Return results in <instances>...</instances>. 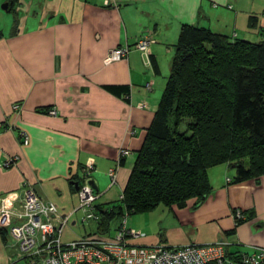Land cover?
Segmentation results:
<instances>
[{
    "label": "crops",
    "instance_id": "crops-1",
    "mask_svg": "<svg viewBox=\"0 0 264 264\" xmlns=\"http://www.w3.org/2000/svg\"><path fill=\"white\" fill-rule=\"evenodd\" d=\"M5 2L0 0V121L8 129L0 132V198L8 196L18 210L23 187H32L65 220L63 243L96 232L98 220L85 232L73 185L87 163L93 164L96 204L121 198L157 111L181 27L264 41V0H17L4 11ZM147 34L155 40L149 63L134 48ZM117 48L128 53L104 65ZM111 86L126 91L114 94L107 89ZM19 130L28 136L26 145ZM121 150L131 154L120 157ZM15 156L16 164L4 169V161ZM110 169H116L112 186ZM207 174L212 190L200 204L192 199L183 208L146 213V235L130 243L182 247L219 242L235 258L264 249V175L233 183L235 172L228 164ZM235 209L245 214L237 226ZM8 244V235L6 244L0 237V264L16 255Z\"/></svg>",
    "mask_w": 264,
    "mask_h": 264
},
{
    "label": "trees",
    "instance_id": "trees-1",
    "mask_svg": "<svg viewBox=\"0 0 264 264\" xmlns=\"http://www.w3.org/2000/svg\"><path fill=\"white\" fill-rule=\"evenodd\" d=\"M222 164L234 170L233 183L264 175V41L184 25L122 196L95 207V234L106 235L124 216L183 208L192 199L200 204L212 190L208 170ZM7 235L0 230L5 244Z\"/></svg>",
    "mask_w": 264,
    "mask_h": 264
},
{
    "label": "built area",
    "instance_id": "built-area-1",
    "mask_svg": "<svg viewBox=\"0 0 264 264\" xmlns=\"http://www.w3.org/2000/svg\"><path fill=\"white\" fill-rule=\"evenodd\" d=\"M155 40L150 34L138 39L134 48L140 51L149 63L150 46ZM128 53V48H117L108 53L103 64L121 60ZM14 111L19 109L14 104ZM55 115L54 110L49 111ZM8 129L0 121V132ZM21 143H28L25 131H17ZM131 153L121 150L120 157ZM17 156L8 158L2 164L9 169L17 162ZM116 169L108 171L110 186L116 182ZM93 164L87 163L81 171L78 190L75 192L78 209L82 211L85 221L99 220L95 210L97 196L93 191L91 172ZM229 181V180H228ZM59 219L55 224L54 219ZM233 218L245 220V214L240 209L233 211ZM127 216H124L117 228L116 236L105 239L92 234L78 240L63 243L61 234L65 220L60 219L56 205L41 199L35 190L25 185L19 209H13L8 196L0 198V230H5L9 237V246L17 254L18 259H24L28 264H264V249L251 254H242L234 259L229 257L224 243L207 245L187 244L182 247H170L160 243L149 246L132 245L129 240L142 237L126 227Z\"/></svg>",
    "mask_w": 264,
    "mask_h": 264
},
{
    "label": "rangeland",
    "instance_id": "rangeland-1",
    "mask_svg": "<svg viewBox=\"0 0 264 264\" xmlns=\"http://www.w3.org/2000/svg\"><path fill=\"white\" fill-rule=\"evenodd\" d=\"M11 13L12 12H8V14L12 15ZM19 24H20V27H23L24 24H25V21L23 19H20L19 20ZM166 68H167V66H166ZM145 214L146 213H144V214H135V215H130L129 217H127V222H129L131 220V222L133 223L132 224V223L129 222V224H131L130 229L132 228L131 230H133L134 232L143 234L142 237H144L146 235V233H147L146 231L145 232L143 231V229L146 228V227H144L146 225L144 219L145 220L149 219V216L148 217L144 216ZM121 221H122V219H121ZM121 221H119V220L114 221L112 223V225H111L109 233L104 235L103 238H105V239L114 238L116 236V232H117L116 230H117L118 226L121 224ZM93 222L94 221H89V220L84 222V223L87 224L86 228H85V232L89 233L90 231H92L91 228L93 226L91 227L89 225L93 224ZM149 232H151V231H149ZM138 238H141V237H138ZM134 239H137V238H134ZM129 242H131V241H129ZM9 264H28V263L24 259H18L17 258V254H16L15 257H13V259H11V262Z\"/></svg>",
    "mask_w": 264,
    "mask_h": 264
},
{
    "label": "water",
    "instance_id": "water-1",
    "mask_svg": "<svg viewBox=\"0 0 264 264\" xmlns=\"http://www.w3.org/2000/svg\"><path fill=\"white\" fill-rule=\"evenodd\" d=\"M10 5H12V2L9 1V2H5L2 6H1V9L4 10V11H7L10 7ZM74 187H75V190L77 191L78 190V184L77 183H73Z\"/></svg>",
    "mask_w": 264,
    "mask_h": 264
}]
</instances>
